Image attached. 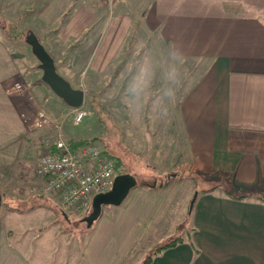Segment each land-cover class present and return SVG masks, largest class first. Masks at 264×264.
<instances>
[{
	"label": "crops",
	"instance_id": "obj_1",
	"mask_svg": "<svg viewBox=\"0 0 264 264\" xmlns=\"http://www.w3.org/2000/svg\"><path fill=\"white\" fill-rule=\"evenodd\" d=\"M0 2L12 19V5L40 1ZM22 20L73 88L112 72L123 83L145 63L148 100L173 66L185 86L154 109L168 117V138L151 141L165 181L137 183L76 234L40 192L43 132L28 127L22 62L0 29V264H140L176 232L150 264H264V0H44Z\"/></svg>",
	"mask_w": 264,
	"mask_h": 264
},
{
	"label": "rangeland",
	"instance_id": "obj_2",
	"mask_svg": "<svg viewBox=\"0 0 264 264\" xmlns=\"http://www.w3.org/2000/svg\"><path fill=\"white\" fill-rule=\"evenodd\" d=\"M39 1V5L37 4L35 7L30 3L27 7L22 9L19 8L20 4L15 5V7L12 5V14L14 15L12 19L6 18L7 14L3 11L4 8H8L9 5L6 4V2H0V29L4 31V27H6L5 24H7L14 27L16 33H23L22 41L14 43L9 41L5 31L3 32L4 38L8 40L15 49L14 54L19 55L17 59L22 62V78L14 87L18 86L20 89L19 93L24 94L26 97L28 113H30L29 119L27 120L29 129L32 131L41 130L43 132L41 138L42 142L40 143L42 146L41 155L53 145L58 132L54 130V127H30L36 113L40 110L59 126V133H61L63 138L70 144L79 141H90V143L97 145L104 152L107 151L110 153L116 162L117 174H130L136 179L139 185H153L164 182L166 174H163L164 177H159L158 173L162 170L161 167L163 164L157 163H162V158H155L163 148L160 146V149L155 150L151 146L153 143L151 141H164V138H168V131L165 129L168 127L166 122L168 117H163L161 114L157 115L154 109H156L158 104H154L156 100H148L147 93L144 95V97H146L144 98L145 100H140L138 102L134 101L130 94L127 93L126 88L131 79V75H133L130 74L132 69H126L127 75L123 83H117L114 73L112 72L109 80L107 79V83L100 82V78H94L92 83L80 84L85 89V99L81 106V110L86 114L78 124H74L73 122L74 108L66 105L42 81V71L39 67L40 63L33 55L31 47L26 42L29 31H27L22 20L32 8L36 9L37 7L43 6L44 0ZM2 16H6V19L2 18ZM154 59L155 63L159 64V57L157 55ZM128 61L129 60L125 61V63ZM177 70L180 73L179 75H181L182 70L178 68ZM133 71H135V69H133ZM38 86L42 88L39 89ZM184 86L185 85L182 86L181 83H178L174 86L173 90L179 95L182 93ZM157 87V84L150 86L151 98L153 97L152 89ZM167 102L169 101H166V103ZM172 105L173 102L171 100V106ZM151 108L153 109L152 112L150 111ZM175 118L177 120V117ZM172 120L171 117V123L174 124L176 121L173 120L172 122ZM172 132L174 131L172 130ZM132 135L134 136L132 138L134 139V144H132ZM149 138L152 139L149 142L150 145L148 144ZM155 161L157 162L154 163ZM191 180L194 181V183L198 182L200 184V181L195 177H192ZM40 192L44 195L42 192V181L40 184ZM63 212L70 217L64 220L66 226L74 230L76 234H81L85 231L86 225L82 222V219L89 214L91 210L84 213H76L74 211ZM177 236L181 237V233L176 232L171 238ZM167 240L168 239H165L150 248L146 251V255L150 250Z\"/></svg>",
	"mask_w": 264,
	"mask_h": 264
},
{
	"label": "built area",
	"instance_id": "obj_3",
	"mask_svg": "<svg viewBox=\"0 0 264 264\" xmlns=\"http://www.w3.org/2000/svg\"><path fill=\"white\" fill-rule=\"evenodd\" d=\"M15 90H20L16 86ZM81 107L74 108L73 122L85 117ZM30 127H54L58 132L52 148L43 153L36 173L42 181V192L52 197L65 212L84 213L91 210L93 197L112 188L116 162L97 145L86 142L71 145L59 133V126L40 110Z\"/></svg>",
	"mask_w": 264,
	"mask_h": 264
},
{
	"label": "water",
	"instance_id": "obj_4",
	"mask_svg": "<svg viewBox=\"0 0 264 264\" xmlns=\"http://www.w3.org/2000/svg\"><path fill=\"white\" fill-rule=\"evenodd\" d=\"M27 44L39 61L42 71V81L60 98L66 105L72 108H79L83 105L85 92L82 89L73 88L56 70V66L51 55L46 51L39 39L30 33L26 38ZM137 186L136 179L127 173L117 174L114 178L112 188L106 192L96 194L92 199L91 212L87 214L82 222L87 228H91L95 221L98 220L104 206H118L129 195L130 191ZM194 195L190 209L196 198ZM2 204L0 195V206Z\"/></svg>",
	"mask_w": 264,
	"mask_h": 264
},
{
	"label": "clouds",
	"instance_id": "obj_5",
	"mask_svg": "<svg viewBox=\"0 0 264 264\" xmlns=\"http://www.w3.org/2000/svg\"><path fill=\"white\" fill-rule=\"evenodd\" d=\"M177 57H174V59ZM179 72L175 66L171 67L165 72L164 78L166 81L165 88L162 92V96L158 97L154 104H159L164 97L174 98L175 91L174 86L179 83ZM152 80V70L149 64L145 63L141 65L136 73L132 76L128 82L126 91L130 94L134 101H140L145 95L146 90L150 87Z\"/></svg>",
	"mask_w": 264,
	"mask_h": 264
},
{
	"label": "trees",
	"instance_id": "obj_6",
	"mask_svg": "<svg viewBox=\"0 0 264 264\" xmlns=\"http://www.w3.org/2000/svg\"><path fill=\"white\" fill-rule=\"evenodd\" d=\"M5 25H6V27H4V31H5V33H6L7 37H8V40L11 41V42H14V43H18L19 41L21 42L23 33H21V32L20 33H16L14 27H12L11 25H7V24H5ZM30 33H31V31L28 32V34H30ZM86 142H90V141H79V142L73 143L71 145L75 146V145L83 144V143H86ZM51 148H52V146L49 147L48 149H51ZM104 154H106L108 157L113 159V156L110 153H108L107 151H105ZM237 197L238 198H242L241 196H237ZM259 198L264 200V195L259 196ZM182 241H183V239L180 236L168 239L166 242H163L162 244H160L157 247H155L152 250H150L148 252V254L146 255V257L143 259V261L140 264H150L153 256L159 254L163 250L175 247L176 245L180 244Z\"/></svg>",
	"mask_w": 264,
	"mask_h": 264
}]
</instances>
